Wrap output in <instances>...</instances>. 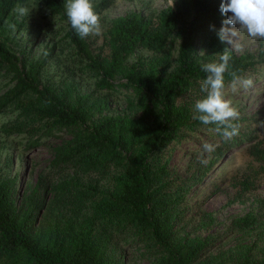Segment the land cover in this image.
Returning <instances> with one entry per match:
<instances>
[{
  "label": "trees",
  "instance_id": "1",
  "mask_svg": "<svg viewBox=\"0 0 264 264\" xmlns=\"http://www.w3.org/2000/svg\"><path fill=\"white\" fill-rule=\"evenodd\" d=\"M28 1L0 0V75L8 78L0 114H11L0 136L22 137L29 148L59 132L69 137L53 146L50 165L21 199L18 174H10L12 154L0 167V264H264V196L220 235H193L217 218L200 212L205 199L190 206L189 194L247 135L240 131L245 117L232 121L238 132L230 139L217 125L193 118L195 101L205 95L201 66L230 48L226 87L230 72L247 78L264 63V47L256 59L221 42L222 0H173L148 14L128 11L110 20L99 46L71 27L68 0H37L46 17L66 21L63 36L42 56L13 35L14 27L37 36L43 31L17 20ZM114 1L93 0L95 11L100 16ZM205 130L222 142L208 162L178 175L174 150ZM7 145L0 139V150ZM249 151L264 170L262 142ZM261 170L232 178L236 199L252 197ZM198 215L192 232L187 225Z\"/></svg>",
  "mask_w": 264,
  "mask_h": 264
},
{
  "label": "rangeland",
  "instance_id": "2",
  "mask_svg": "<svg viewBox=\"0 0 264 264\" xmlns=\"http://www.w3.org/2000/svg\"><path fill=\"white\" fill-rule=\"evenodd\" d=\"M173 0H115L114 3L99 16L100 31L98 34L89 35V40H93L94 46L103 43V34L108 28V24L113 17L125 14L131 10H140L146 14L153 10H160L171 4ZM26 10L25 14L16 13V18L21 22L25 19V27H29L35 23L42 28L43 31L37 36L36 33L26 31L24 29L17 30L14 27L13 35L19 40H23L24 47L34 56H42L45 54L49 46L59 40L65 33L66 21L59 17H46V10L39 8L37 0H29L23 6ZM231 27V26H230ZM239 41L241 45L237 54L254 53L258 55L259 51L264 47V40L250 39L246 32L242 33ZM232 47V45L230 44ZM54 68V67H53ZM249 77L241 78L246 80L251 78L252 86L245 88L242 83L237 84V91L233 92L232 83L225 87V93L228 99L232 101L233 106L237 109L238 117H245L240 123V131L247 132L245 140L239 145H232L221 161L209 172V175L203 183L189 194L190 203L194 205L197 201L205 199L200 212L206 211L212 213L217 218V223L208 229H203L193 233L200 234L203 237L208 235H220L230 225L231 220L237 216L245 214L253 206L256 207L255 197L264 196V170H261V161H258L249 151L250 145L255 142H262L264 147V63L258 62L255 70H250ZM8 78L0 75V92L5 89V82ZM86 87V83L83 88ZM10 113L0 114V126L3 122L10 118ZM255 130L256 137L251 138V131ZM215 131H200L199 133L189 136L179 147H177L172 155L171 167L174 168L178 175L186 176L193 173L198 167L199 162H208L212 157V152H205L203 144L209 142L215 147L222 142V137L214 135ZM69 137L65 132H59L57 136L44 139L43 143L29 148L22 137H11L6 139L8 145L5 149L0 150V167L5 164L7 155L12 154L13 164L10 168L12 176L18 174V196L26 191L29 184L34 185L40 173L46 169L53 159V146L58 144L62 138ZM22 139V143L17 145L18 140ZM253 141V142H251ZM261 170L257 187L252 191L250 198L236 199L237 187L233 186L232 178L241 177L244 174ZM217 183L220 190L215 192L214 184ZM197 207L190 214H196ZM195 221V222H194ZM200 221V215L192 219L187 225V229L193 232L195 224ZM233 241V238L225 240ZM135 264H146V261H137Z\"/></svg>",
  "mask_w": 264,
  "mask_h": 264
},
{
  "label": "clouds",
  "instance_id": "3",
  "mask_svg": "<svg viewBox=\"0 0 264 264\" xmlns=\"http://www.w3.org/2000/svg\"><path fill=\"white\" fill-rule=\"evenodd\" d=\"M66 10L71 27L81 39L99 33L100 17L95 11L93 0H68ZM18 11L21 14L26 13L22 7ZM220 12L226 19L222 21L217 35L221 42L231 44V49L242 50L239 41L241 34L245 32L252 40H264V0H222ZM229 49L225 48L217 61L202 64V70L207 75L200 82V90L205 95L197 99L193 106V118L204 125H217L218 130L222 129L225 139L237 134L238 128L232 121L239 115L225 93L224 74L229 72L231 60ZM230 75L233 77V92L237 91V84L240 83L245 88L252 86L251 78L241 81L234 71L230 72ZM203 149L205 152H211L214 146L205 142Z\"/></svg>",
  "mask_w": 264,
  "mask_h": 264
}]
</instances>
